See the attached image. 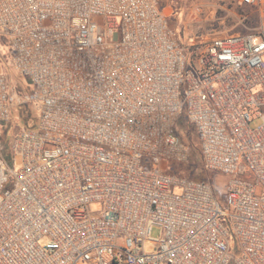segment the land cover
<instances>
[{"label": "built area", "instance_id": "1", "mask_svg": "<svg viewBox=\"0 0 264 264\" xmlns=\"http://www.w3.org/2000/svg\"><path fill=\"white\" fill-rule=\"evenodd\" d=\"M168 1L0 0L30 89L0 67V264H264V0H239L248 31L188 44ZM24 104L37 127L4 142ZM182 115L221 185L184 170Z\"/></svg>", "mask_w": 264, "mask_h": 264}, {"label": "rangeland", "instance_id": "2", "mask_svg": "<svg viewBox=\"0 0 264 264\" xmlns=\"http://www.w3.org/2000/svg\"><path fill=\"white\" fill-rule=\"evenodd\" d=\"M165 6L169 24L174 28L181 44L201 42L219 34L246 32L258 24L256 10L240 3L239 0H170ZM9 59V48L0 38V67L8 75L10 92H16L18 97L30 91L29 84L25 76L9 66ZM36 109L30 104L12 107L10 121L1 128L3 141H10L24 127L30 128L27 125L36 128L39 116H31ZM26 116L30 117L28 124L24 120ZM179 123L176 124V128H179ZM259 124L260 120H254L250 125L256 127ZM181 138L183 140V137ZM191 167L192 164L184 170H190ZM198 176L204 177V174H198ZM218 182V184L221 183L220 180ZM261 193L262 188L259 186L257 194ZM221 220L224 221V219ZM151 234L158 237L160 227H153Z\"/></svg>", "mask_w": 264, "mask_h": 264}, {"label": "trees", "instance_id": "3", "mask_svg": "<svg viewBox=\"0 0 264 264\" xmlns=\"http://www.w3.org/2000/svg\"><path fill=\"white\" fill-rule=\"evenodd\" d=\"M35 106L34 104H30ZM36 107V106H35ZM37 108V107H36ZM38 115V110L32 112L31 116ZM28 116L24 117L25 122L28 124L29 121ZM179 128L175 127L176 133L181 137H183V140L187 142V144L192 148V154H193V162H192V167L190 168V176L195 177L198 176V174H204V179L209 180L214 184L216 180H224V178L219 177L216 173L210 172L202 168L201 164V157H200V152L198 151V138H197V133L195 130V127L188 121V119L182 115L179 120ZM177 122V123H178ZM30 128H34V126L27 125ZM202 177V176H200Z\"/></svg>", "mask_w": 264, "mask_h": 264}]
</instances>
